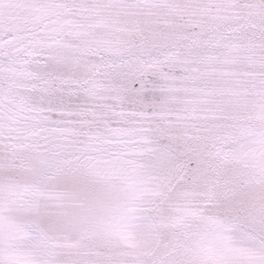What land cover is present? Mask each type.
<instances>
[{"label":"snow or ice","instance_id":"6c2138e0","mask_svg":"<svg viewBox=\"0 0 264 264\" xmlns=\"http://www.w3.org/2000/svg\"><path fill=\"white\" fill-rule=\"evenodd\" d=\"M0 264H264V0H0Z\"/></svg>","mask_w":264,"mask_h":264}]
</instances>
